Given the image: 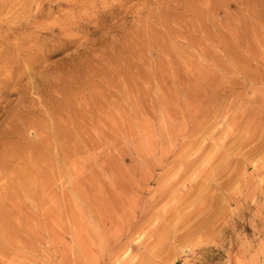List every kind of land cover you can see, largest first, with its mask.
Instances as JSON below:
<instances>
[{"label": "rangeland", "instance_id": "1", "mask_svg": "<svg viewBox=\"0 0 264 264\" xmlns=\"http://www.w3.org/2000/svg\"><path fill=\"white\" fill-rule=\"evenodd\" d=\"M0 264H264V0H0Z\"/></svg>", "mask_w": 264, "mask_h": 264}]
</instances>
